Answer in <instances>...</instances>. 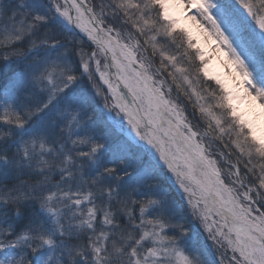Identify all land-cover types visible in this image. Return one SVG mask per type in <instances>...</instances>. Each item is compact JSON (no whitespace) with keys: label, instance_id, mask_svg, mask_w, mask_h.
<instances>
[{"label":"snow or ice","instance_id":"6c2138e0","mask_svg":"<svg viewBox=\"0 0 264 264\" xmlns=\"http://www.w3.org/2000/svg\"><path fill=\"white\" fill-rule=\"evenodd\" d=\"M0 264H264V0H0Z\"/></svg>","mask_w":264,"mask_h":264}]
</instances>
